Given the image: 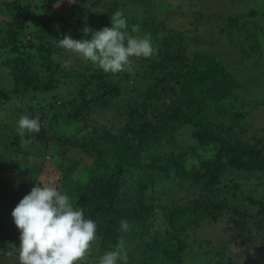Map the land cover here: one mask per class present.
Masks as SVG:
<instances>
[{"label": "trees", "instance_id": "16d2710c", "mask_svg": "<svg viewBox=\"0 0 264 264\" xmlns=\"http://www.w3.org/2000/svg\"><path fill=\"white\" fill-rule=\"evenodd\" d=\"M182 1L188 7L168 4L167 18L157 20L139 6L128 14L121 0H0V66L13 81L0 91V112L11 95L34 98L63 86L67 96L21 106L40 123L39 133H26L31 143L24 147L18 124L4 127L0 119V257L19 246L11 212L38 184L67 192L96 222V252L114 250L123 239L127 264H264V194H250L251 187L264 188V134H246L252 111L264 112L253 88L264 81V8L226 0L225 13L203 8L213 0ZM234 4L240 13L232 12ZM118 10L130 34L137 35L131 26L138 24V35L151 33L157 48L151 58H132L134 74L105 73L57 46L65 35L90 39L85 27H111ZM210 24L224 39L241 41L243 58L261 63L246 88L211 48L204 33ZM250 93L255 97L247 101ZM181 130L190 131L192 144L153 153ZM121 220L130 231L120 230ZM209 228L223 241L219 248L216 239L200 237ZM14 256L7 264H19Z\"/></svg>", "mask_w": 264, "mask_h": 264}, {"label": "clouds", "instance_id": "9594fccd", "mask_svg": "<svg viewBox=\"0 0 264 264\" xmlns=\"http://www.w3.org/2000/svg\"><path fill=\"white\" fill-rule=\"evenodd\" d=\"M111 27L93 31L82 29L90 39H72L65 35L57 46L92 63L105 73L118 74L131 70L132 58H151L157 53L151 33L142 37L128 31V22L121 11L110 17ZM138 24L131 26V33H139ZM38 118L23 114L18 119L16 132L21 147L31 143L27 134L39 133ZM260 189V188H259ZM172 195V194H171ZM173 196V195H172ZM19 230V246L11 245L5 253L18 255L19 264H87L93 244L99 239L97 224L85 218L82 208L75 207L67 192L53 186L36 184L11 212ZM120 230L128 232L127 220L120 221ZM125 241L121 239L114 250L105 252L98 264H127Z\"/></svg>", "mask_w": 264, "mask_h": 264}, {"label": "rangeland", "instance_id": "374dc122", "mask_svg": "<svg viewBox=\"0 0 264 264\" xmlns=\"http://www.w3.org/2000/svg\"><path fill=\"white\" fill-rule=\"evenodd\" d=\"M125 3L126 5V10L128 14H132L134 12V9L136 7H142L144 8V10H146L147 13H149L150 15H152L154 18L156 17L157 20H164L167 18V10L165 9L166 5H172L173 7L176 5H182V6H187L188 2H184L182 0H163V4L161 0H155L150 1V0H121ZM246 1V0H245ZM251 1V5L253 7H260V8H264V0H250ZM160 2V3H158ZM70 3V2H69ZM155 3H158L160 6L162 7H157V5H155ZM222 3V6H221ZM210 5V6H209ZM226 6V0H213V1H208V3L203 4V8L207 11H218V12H225L228 11ZM232 6V4H231ZM188 7V6H187ZM222 7V8H221ZM243 8L240 5H233L232 7V12L235 14L240 13L241 9ZM37 15H35V17L33 16L31 18V21L34 22ZM5 18H7V16H4ZM245 19L247 20H252V19H256V16H250V15H244ZM2 16L0 15V21H1ZM156 20V21H157ZM30 20L28 21V26L29 29L33 28L35 26V23H32ZM184 21V19H183ZM185 22V21H184ZM264 24V23H263ZM4 25L0 23V28H2ZM218 26L217 24H210V25H206L205 28L207 29V31H205V35L208 34L209 37V41H212V49L214 51V53L216 54V56L222 60L223 62H225L226 66L229 68V70L234 73L238 79H241L245 82V88L247 85H249L250 81L252 79H254L256 77V74L259 73L261 70H263V68H261V63L263 64L264 61H261V63L256 64L255 59L257 58L256 56H254L252 59L248 58L245 59L242 57V53L240 51V48H238V44L241 43V41H236L238 43H235V36L234 35H230L227 38H223L221 34H219L217 31L218 29H216ZM138 35V33H137ZM72 39L78 40V38L76 37V35H72L71 36ZM232 38V41H231ZM260 43L262 45V47H264V38H260ZM250 42V41H249ZM245 45H247L245 42H243ZM249 44V43H248ZM139 60V59H138ZM255 62V63H254ZM65 65H69V62L64 63ZM256 64V65H255ZM136 65L133 66V68L131 69L134 72H136ZM139 67V64L137 66V68ZM135 68V69H134ZM135 77H137V75H134ZM142 76V75H139ZM138 81V80H137ZM262 81V80H261ZM263 82L256 83L254 90H255V96H257L260 100L264 101V85ZM12 78L11 75L8 74V70L4 67V66H0V91H5L8 92L11 88H12ZM67 89V88H66ZM254 92V91H253ZM254 94V93H253ZM252 93L249 94V97L247 98V101H250L253 97ZM59 97L62 100H66L67 96H66V92L62 87H60L58 90L52 92V93H46L44 95H39L36 94V96L34 98H30L28 96H22L18 97L16 95H11L10 98L4 102L2 105V109L0 112V119L3 120V124L2 126L7 127L8 125H16L18 124V119L21 115L23 114H27L28 112H24L22 111L23 108H21V106L25 105L26 106H36L33 105V103H40V104H44V103H52L55 100V97ZM32 100L33 103H32ZM236 107V106H234ZM264 107V105H263ZM1 108V107H0ZM21 109V111H19ZM236 110H238V108L236 107ZM261 112V111H260ZM263 112V111H262ZM211 115H215L213 112H210ZM262 115L258 114L257 110H253L252 111V120H248V124L246 125L247 128V135L252 136L255 139H260L261 136L264 134L262 133V131L264 130V112L261 113ZM263 120L262 124H260V122ZM251 123V126L249 128V125ZM249 128V129H248ZM2 130H7L6 128H2ZM174 142L172 144H165L163 148H161L160 150L154 149L153 153L156 152L159 153L160 155H163L164 153H167V151H174V149H176L177 151H179L180 149H184L186 148L187 144H192L193 140L190 136V131H183L181 130L180 132H178L176 138L173 140ZM141 164L145 165L146 162H149L146 158H141ZM193 158H189L188 162H187V167L190 166V160ZM146 160V161H145ZM45 169L46 170H52L53 166L51 164H47L45 163ZM141 171H143V169H141ZM55 171H52V173H54ZM48 173V172H47ZM57 174V175H56ZM53 176H56V179L59 178V173L56 172L53 174ZM133 176V175H132ZM255 176V175H253ZM252 177V179H255V177ZM134 178H136L135 176H133ZM139 177V176H137ZM55 179V180H56ZM55 180H53V183L55 185ZM132 180V179H131ZM248 183H250V185L254 184L253 180L248 181ZM168 187H171L172 184H167ZM71 186V185H70ZM163 187V186H162ZM251 195L254 196H258V195H263L264 194V188H260L258 190H254L253 187H251ZM175 192V191H173ZM172 191L169 192V194L171 195ZM184 195V194H182ZM74 206L76 207L77 204ZM161 226V224H158L155 229H158ZM217 227H221V224L218 223ZM200 237L205 239L207 237L211 238V239H216L217 244L216 247L219 248V246H221L222 242L221 238H218V232L216 229L214 228H209L207 229H203L199 231ZM225 236V233H224ZM228 238V236H225L224 241ZM202 240V239H201ZM232 243H230V250L234 251V245H231ZM214 247V246H213ZM111 250V249H110ZM7 251L3 252V257L1 256V264H7L8 262H11L16 256H7L5 253ZM107 251H98L96 252L93 248H92V253L91 255H93L95 253V255L97 256H89L87 264H98V260L99 258ZM131 256V254L127 253V258ZM128 260V259H127ZM236 260V259H235ZM118 264H123L122 261L118 262Z\"/></svg>", "mask_w": 264, "mask_h": 264}]
</instances>
